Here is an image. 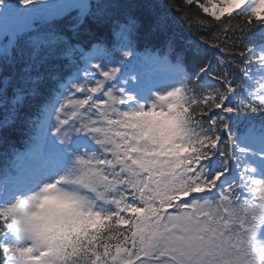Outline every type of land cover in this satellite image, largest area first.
Here are the masks:
<instances>
[{"label":"snow or ice","instance_id":"1","mask_svg":"<svg viewBox=\"0 0 264 264\" xmlns=\"http://www.w3.org/2000/svg\"><path fill=\"white\" fill-rule=\"evenodd\" d=\"M137 7L0 0V264H264V0Z\"/></svg>","mask_w":264,"mask_h":264},{"label":"trees","instance_id":"2","mask_svg":"<svg viewBox=\"0 0 264 264\" xmlns=\"http://www.w3.org/2000/svg\"><path fill=\"white\" fill-rule=\"evenodd\" d=\"M143 2V0H123V3L125 4V7H127L128 5H131L132 6V10L137 12L138 14L140 13H143V9L142 8H138L137 5L138 4H141ZM156 2L160 3L161 6H164V5H168V4H173V3H176V4H180L181 3V0H156ZM171 13L173 15H176L177 14V10L176 9H170ZM198 12V9H195L193 8L192 9V12L191 14H196ZM61 21H58L57 24L55 25L56 28H63L65 31H66V26L65 24L61 25L60 26V23ZM185 35H188L187 32H185ZM258 116V114H256ZM0 120H1V116H0ZM3 151H4V148L3 146H0V155L3 154Z\"/></svg>","mask_w":264,"mask_h":264}]
</instances>
